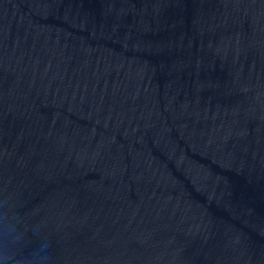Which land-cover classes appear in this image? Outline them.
Segmentation results:
<instances>
[{"label":"water","instance_id":"1","mask_svg":"<svg viewBox=\"0 0 264 264\" xmlns=\"http://www.w3.org/2000/svg\"><path fill=\"white\" fill-rule=\"evenodd\" d=\"M0 264H264V0H0Z\"/></svg>","mask_w":264,"mask_h":264}]
</instances>
